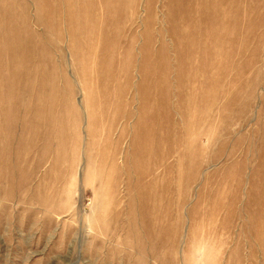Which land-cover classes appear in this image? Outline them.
Returning a JSON list of instances; mask_svg holds the SVG:
<instances>
[{"label":"rangeland","instance_id":"rangeland-1","mask_svg":"<svg viewBox=\"0 0 264 264\" xmlns=\"http://www.w3.org/2000/svg\"><path fill=\"white\" fill-rule=\"evenodd\" d=\"M0 264H264V0H0Z\"/></svg>","mask_w":264,"mask_h":264}]
</instances>
